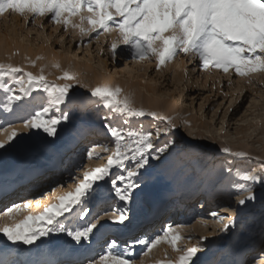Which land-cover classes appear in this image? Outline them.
I'll use <instances>...</instances> for the list:
<instances>
[{"label": "rangeland", "instance_id": "obj_1", "mask_svg": "<svg viewBox=\"0 0 264 264\" xmlns=\"http://www.w3.org/2000/svg\"><path fill=\"white\" fill-rule=\"evenodd\" d=\"M71 19L78 22V17ZM113 40H118L116 31L104 33L98 40L95 33L81 38L76 29L69 26L65 30L49 17L33 19L29 14L26 19L10 10L0 14V63L22 67L34 75H39L43 69L48 83H70L75 92L85 93V96L88 89L96 85H118L123 90L122 95L132 98L135 108L170 117L176 125L172 136L176 148L159 162H150L142 176L143 186L129 205L131 219L126 228L111 227L104 217L100 221L105 225L102 235L94 236L88 247H79L64 234L57 233L42 237L44 243L37 241L36 245L27 246L12 245L0 237V243L7 244L0 247V264H9L21 255L37 257L42 260L40 264H71L79 257L82 258L80 264H88V257L99 253L105 239L117 234L115 231H124V236L119 238L121 247L135 237L148 241L164 235L161 228H156L170 216L174 219L172 223H177L172 228L183 237L178 242L180 248L201 243L202 236L207 238L197 264H264V185L255 186V201L240 205L238 198L246 193L238 191L234 176L221 171V167L227 165L233 173L239 169L264 175L261 172L264 72L240 77L232 69L228 73L216 68L200 70L197 58L182 53L157 70L155 58L133 60L123 44L118 43V54L113 57L109 50ZM53 64H58L59 68ZM64 71L74 75L76 80H58ZM8 83L12 81L9 79ZM0 95L2 102L8 104L2 90ZM32 95L35 100L28 98L26 103L10 105L14 113H20L12 126L18 125L24 117L30 118L41 107L45 94L34 88ZM53 113L59 114L53 108L48 115ZM106 118L113 126L119 124L125 132L130 128L152 132L154 142L157 129L165 127L152 116L128 118L129 123L125 124L107 109L90 105L84 97H78L71 104L69 120L57 126L55 137H47L43 132L37 134L35 130L29 136L19 133L13 142L0 149V215L11 201L44 191L51 193L58 188L50 195L49 203H31L28 211L38 214L45 206L56 202V196L74 190L85 171L103 166L115 146L104 128ZM7 122L3 121L0 130L9 126ZM93 138L104 141L107 153L96 149L99 158L81 160L78 149ZM160 139L163 142L167 137ZM185 142L200 145L199 154H186ZM223 147L246 156L232 157L220 151ZM77 162L81 163L80 167ZM112 171L116 173L118 169ZM217 176L221 178L215 182ZM99 183L104 185L103 191L86 204L93 213L99 211L103 217V209L112 214L119 200L109 191L110 184ZM119 206H123V202L119 201ZM27 214L21 213L16 220H22ZM229 219L234 224L225 230L223 224ZM5 221L12 223L7 218ZM177 256L168 243L162 242L151 251L137 244L130 258L134 264H157Z\"/></svg>", "mask_w": 264, "mask_h": 264}, {"label": "snow or ice", "instance_id": "obj_2", "mask_svg": "<svg viewBox=\"0 0 264 264\" xmlns=\"http://www.w3.org/2000/svg\"><path fill=\"white\" fill-rule=\"evenodd\" d=\"M9 10L26 19L29 14L33 19L37 16L49 17L52 23L63 25L65 30L69 26L76 29L81 38L95 33L98 40L100 35L116 31L118 40H113L109 49L113 57L118 54V43L123 44L133 60L155 58L157 70L182 53L197 58L200 70L216 68L228 73L232 69L240 77L264 72V0H0V14ZM72 17H78V22H74ZM52 66L59 68L58 64ZM9 79L12 84L8 83ZM57 79L73 81L76 77L64 71ZM34 88L42 91L45 97L41 107L24 121L23 128L30 132L35 130L37 134L43 132L47 137H55L57 126L69 120L71 104L78 97H84L90 105L107 109L125 124L129 123L128 118L152 116L165 125L157 129L154 142L152 132L143 128H130L125 132L119 124L113 126L106 118L104 128L115 146L103 166L85 171L74 190L56 196V202L45 206L38 214L28 211L32 203L29 201L13 204L0 215V237L12 245H36L42 237L57 233L64 234L79 247H88L94 236L102 235L101 229L105 225L100 221L104 217L111 227H127L131 219L129 205L143 186L142 176L150 162H159L176 148V141L172 138L176 125L170 117L135 108L132 98L122 95L123 90L118 85H96L89 88L85 96V93L75 92L70 83H48L43 69L39 75H34L22 67L0 63V90L5 94L8 105L26 103L28 98L35 100L32 95ZM53 108L59 114L49 116ZM17 136V131L13 129L5 141H0V149ZM162 136L167 137L163 142L160 139ZM199 148L198 144L185 142L183 151L196 156ZM220 151L232 157L246 156L227 147ZM88 157L99 158L95 150L89 151ZM114 168L118 169L116 173L112 171ZM221 171L229 177L234 176L233 182L238 191L246 193L238 198L240 205L255 201L254 188L257 184L264 185V175L239 169L233 173L227 165H223ZM261 172L264 173V164L261 165ZM99 181L110 184L109 191L123 202V206H117L112 214L105 211L103 217L99 211L93 213L86 204L103 191L104 185ZM23 212L28 214L17 221L16 217ZM5 217L12 223L3 222ZM233 224L234 221L229 219L223 227L227 230ZM163 233V236L157 235L148 241L132 238L123 247L113 235L105 239L101 252L88 257V264H134L130 257L135 245H142L151 251L162 242L168 243L178 256L157 264H197L198 254L205 250L203 241L206 237H200L201 243L185 249L178 246L183 239L179 231L169 225ZM0 247H7V244L0 243ZM144 254L147 255V252Z\"/></svg>", "mask_w": 264, "mask_h": 264}, {"label": "bare ground", "instance_id": "obj_3", "mask_svg": "<svg viewBox=\"0 0 264 264\" xmlns=\"http://www.w3.org/2000/svg\"><path fill=\"white\" fill-rule=\"evenodd\" d=\"M107 80V79H106ZM105 80V81H106ZM3 101V97H2V95H0V129H2V127H3V121H8L7 122V124L9 125L6 129H3V130H0V141H5L6 140V137H7V135L13 130V129H15L16 131H17V133L19 134H23L24 136L26 135H31V132L29 131V130H27V129H24L23 128V124H24V121L26 120V119H28V117H24L21 121H20V123L18 124V125H16V126H12L13 124H12V122H13V120H14V118H16L20 113H18L19 111H17V113H14V111H15V109L14 108H11V106L10 105H8L7 103H4V102H2ZM18 110V109H17ZM22 114V113H21ZM21 117H22V115H20ZM15 125V124H14ZM105 143H104V141L103 140H100L99 138H93V139H91L90 141H87V142H85L81 147H80V149H78L79 150V156H80V159L82 160L83 158H86V156H88V152L89 151H91V150H95L96 151V149H104L105 147ZM69 147V146H68ZM84 148V149H83ZM82 153H83V155H82ZM58 159H56L55 160V166L57 167L58 165V161H57ZM79 162V161H78ZM77 162V163H78ZM77 163H75V164H77ZM74 164V165H75ZM78 166L80 167L81 166V163H78ZM56 172V171H55ZM221 178V176H217L216 177V179H215V182H217V181H219V179ZM215 185V184H214ZM213 185V186H214ZM58 188H56V190H57ZM202 189V187L201 186H199V190H201ZM56 190H52V191H50L51 193H49V192H45L44 191V193L42 192H40V194H38V193H35V194H30V195H25V196H23V197H25V199H22L23 197H21V198H19V199H16V200H14V201H11V202H9L8 204H7V206H4V208H8V207H11L13 204H22V203H24V202H32V204L33 205H38L37 203H36V201L38 200V201H40V203H39V205H42V204H45L46 202H48V199H49V201H50V195H52V193L53 192H57ZM58 192H59V190H58ZM184 192H186L185 190H184ZM49 203V202H48ZM117 206H119V201H116V203H115V207L114 208H116ZM33 208V207H32ZM4 210V209H3ZM31 210V209H30ZM103 211H107L108 212V210H105V209H103ZM104 216V215H103ZM185 217V216H184ZM6 220V217L4 218V221L3 222H7V221H5ZM174 219H172V216H170L169 217V219L168 220H165V221H162V223H161V226H159L158 228H156V229H158L159 230V228H161V231L163 232V229H165V228H167L169 225L170 226H175L177 223L176 222H174V223H172V221H173ZM162 226H163V229H162ZM123 232V233H122ZM115 233H117L115 236L119 239V237H122V236H124V231H115ZM150 233H152V231L150 232ZM158 233V232H157ZM152 237H154V236H152ZM90 248H88L87 249V251L88 252H90ZM101 250L102 249H100L99 251L101 252ZM19 258H23V259H25L26 261H29L31 264H37V263H41V261L42 260H40V259H38L37 257L35 258V257H31L30 255H21ZM18 258V256H16L15 257V259H19ZM176 259V258H175ZM81 261H82V258L81 257H79V258H77L76 259V261H74L73 263H71V264H80L81 263ZM11 262V264H16V261L14 260H11L10 261ZM84 262V261H83Z\"/></svg>", "mask_w": 264, "mask_h": 264}]
</instances>
